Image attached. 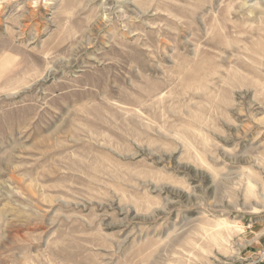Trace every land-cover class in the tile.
<instances>
[{
  "label": "rangeland",
  "instance_id": "rangeland-1",
  "mask_svg": "<svg viewBox=\"0 0 264 264\" xmlns=\"http://www.w3.org/2000/svg\"><path fill=\"white\" fill-rule=\"evenodd\" d=\"M264 0H0V264H264Z\"/></svg>",
  "mask_w": 264,
  "mask_h": 264
},
{
  "label": "bare ground",
  "instance_id": "bare-ground-1",
  "mask_svg": "<svg viewBox=\"0 0 264 264\" xmlns=\"http://www.w3.org/2000/svg\"><path fill=\"white\" fill-rule=\"evenodd\" d=\"M262 199H264V196L262 197Z\"/></svg>",
  "mask_w": 264,
  "mask_h": 264
}]
</instances>
